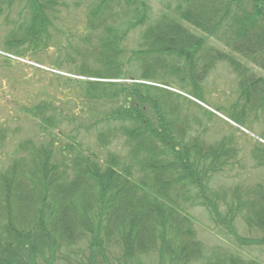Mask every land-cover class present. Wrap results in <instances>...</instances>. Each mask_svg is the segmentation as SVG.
Wrapping results in <instances>:
<instances>
[{"label":"trees","instance_id":"1","mask_svg":"<svg viewBox=\"0 0 264 264\" xmlns=\"http://www.w3.org/2000/svg\"><path fill=\"white\" fill-rule=\"evenodd\" d=\"M121 1H93L88 10L87 29L105 27L98 38L106 64L115 68L79 71L96 80L84 83L78 96L83 105L78 98L58 99L61 106L44 99L27 110L40 122L43 142L27 141L25 148L21 144L18 152L26 154L0 171V264H54L61 247L82 241L92 256L104 259L108 246L118 243L126 264H139L142 256L154 252L160 264L200 259L202 247L188 207L201 204L218 218V199L264 230L263 184L251 187L247 195L237 188L230 202L220 194L215 200L209 197L206 181L230 162L234 150L225 142L207 145L199 137L187 139L190 124L173 99L182 96L168 89L172 83L167 79L176 77L180 89L197 97V80L216 62L232 60L241 74L245 104L240 109L234 105L231 118L242 123L248 111L264 113V76H256L251 66L217 47L224 45L264 71V0H183L176 12L179 18L164 14L144 33L147 43L133 57L147 65L139 78L134 76L137 82L130 89L114 81L132 77L119 68L117 35L104 22ZM27 3L30 21L19 28L23 32L5 39L7 49L20 58L26 49H42L47 43L53 26L49 11L58 4ZM139 3L146 11L145 0ZM84 37L88 40L91 34ZM189 76L192 90L185 86ZM65 120L76 125L72 131L65 129ZM101 124H107V129H99L101 145L109 143L111 132H122L130 145L126 156L110 152L103 160L78 139L83 126L91 130ZM2 134L0 130L5 137Z\"/></svg>","mask_w":264,"mask_h":264},{"label":"rangeland","instance_id":"2","mask_svg":"<svg viewBox=\"0 0 264 264\" xmlns=\"http://www.w3.org/2000/svg\"><path fill=\"white\" fill-rule=\"evenodd\" d=\"M40 1L45 3L48 0ZM56 1L58 4L54 10L49 11L53 18V26L49 28L47 43L42 49H26L20 58L14 51L7 49L5 39L11 37V33L21 32L19 28L30 21L27 0H0V130L5 136L0 137L2 172L7 171L15 157L26 154L18 152L21 144L25 148L24 143L27 141L37 145L43 142L40 122L27 113L28 109L39 106L44 99L55 101V105L61 106L62 102L58 99L65 101L78 98L83 105L84 101H80L78 96L81 90L86 88L83 86L84 83L96 80L91 76L82 75L79 71L84 68L103 73L115 68L106 64L108 61L105 62L107 59L104 55L105 50L98 38L105 27L102 30L99 29L100 26L95 30L87 29L88 10L93 1L95 3L99 0ZM145 2L146 11L139 0H134V4H131L130 0H122L121 3L114 5L112 13H109L104 21L117 35V49L120 50L117 60L119 68L123 73H130L132 77L127 76V79L114 81L120 82L127 89L137 82L134 76L139 78L147 65L142 64L141 59L133 57V52L140 50L147 43L144 33L164 14H172L173 17L179 18L176 12L183 0ZM184 24L189 26L186 22ZM85 33L91 34L88 40L84 39ZM217 47L230 54V57L251 66L255 69L256 76H264V71L248 64L224 45L217 44ZM101 51L103 53L99 59ZM118 62L114 61L112 64L117 66ZM167 79L172 83L168 89L182 96L173 99L178 103L181 118L188 119L190 124L187 139L199 137L207 145L225 142L227 147L235 151L232 152L230 162L216 173L213 172L206 181L209 197L215 200V195L220 194L230 202L237 188L247 195L251 187L257 184L264 185V113L248 111L242 123L231 118L233 106L237 104L240 109L245 104L241 92V74L236 70L232 60L216 62L201 81L197 80L200 87V91H197L199 94H195L197 97L183 88L180 89L181 84L176 77ZM191 79L189 76L185 84L188 90H192L194 86ZM151 114L153 115V109ZM81 115L85 116V113ZM88 120L81 119L79 122L87 125ZM64 122L67 132L76 126L70 125L69 120ZM102 127L107 129V124H101L91 130L83 126L77 137L85 148H92L103 160L110 152L126 156L130 145L127 144L124 134L111 132L109 135L111 140L104 146L97 138ZM258 155L263 157L259 158ZM141 156L144 157L143 154ZM219 200L216 202L220 206L219 212L222 216L218 218L201 204L188 207L193 217L196 239L202 247V255L200 259L173 264H231L234 260L240 264H264V230L250 225L243 213L232 212L225 202ZM122 251L118 243L111 244L104 259L94 253L95 256H92L87 242L82 241L75 247H61L57 251L54 264H92L95 258V264H126ZM158 255L154 252L142 256L139 264H160Z\"/></svg>","mask_w":264,"mask_h":264}]
</instances>
